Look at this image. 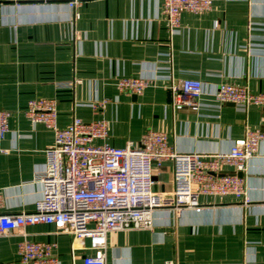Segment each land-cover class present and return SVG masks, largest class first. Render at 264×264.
Wrapping results in <instances>:
<instances>
[{
	"label": "crops",
	"instance_id": "0c3cea01",
	"mask_svg": "<svg viewBox=\"0 0 264 264\" xmlns=\"http://www.w3.org/2000/svg\"><path fill=\"white\" fill-rule=\"evenodd\" d=\"M142 77L141 94L116 82ZM202 82L197 106H174L168 85ZM222 81L264 91V0H211L204 12L183 11L170 30L162 0H0V109L9 112L0 145V214L30 211L54 132L26 115L30 99H52L56 123L103 120L102 140L139 142L162 131L178 152L227 151L247 130L264 127V106L240 109L215 97ZM93 104V106H91ZM101 142V140H97ZM154 189L172 188L173 163L153 166ZM236 197L200 195L196 208H157L150 228L107 235L105 264H264V139L242 171ZM244 198L246 200H244ZM54 244L57 264H82L87 240L74 243L47 223L0 235V264H21L23 238Z\"/></svg>",
	"mask_w": 264,
	"mask_h": 264
},
{
	"label": "built area",
	"instance_id": "2783aa9c",
	"mask_svg": "<svg viewBox=\"0 0 264 264\" xmlns=\"http://www.w3.org/2000/svg\"><path fill=\"white\" fill-rule=\"evenodd\" d=\"M8 1L19 6L50 0ZM66 1L68 7H74L81 0ZM210 6L211 0H162V12L170 30L178 25L183 11L199 13ZM146 82L142 77L124 76L116 86L123 92L141 94ZM168 89L172 105L197 106L202 82L185 76L172 79ZM215 97L243 110L264 106V91L251 92L228 81L217 85ZM25 113L33 123L50 128L54 141L46 150L47 161L39 175L40 196L33 209L1 213L0 235L21 232L30 224H51L55 232L71 237L72 253L74 243L87 240L90 252L83 253L82 264H105L107 235L116 230L150 228L157 208H196L200 195L241 196L243 179L236 172L245 169L264 139L263 127L247 130L227 151L178 152L169 146L164 132L148 129L139 142L114 146L102 141L108 131L103 120L84 121L76 117L67 126L59 127L52 99L28 100ZM8 118L9 112L0 109V142L8 131ZM4 151L0 145V152ZM166 161L173 163L172 188L155 190L152 168ZM53 247L52 243L23 236L17 244L20 263L57 264Z\"/></svg>",
	"mask_w": 264,
	"mask_h": 264
},
{
	"label": "water",
	"instance_id": "95a60500",
	"mask_svg": "<svg viewBox=\"0 0 264 264\" xmlns=\"http://www.w3.org/2000/svg\"><path fill=\"white\" fill-rule=\"evenodd\" d=\"M229 103H230V102H229ZM231 104H233V103H231ZM236 175L239 176V177H241V176H242V171H237V172H236Z\"/></svg>",
	"mask_w": 264,
	"mask_h": 264
},
{
	"label": "rangeland",
	"instance_id": "374dc122",
	"mask_svg": "<svg viewBox=\"0 0 264 264\" xmlns=\"http://www.w3.org/2000/svg\"><path fill=\"white\" fill-rule=\"evenodd\" d=\"M145 79V78H144ZM146 80V79H145ZM147 81V80H146ZM147 83V82H146ZM120 90V89H119Z\"/></svg>",
	"mask_w": 264,
	"mask_h": 264
}]
</instances>
